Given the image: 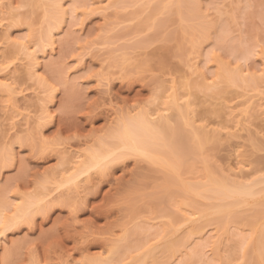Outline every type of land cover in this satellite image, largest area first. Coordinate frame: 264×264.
Here are the masks:
<instances>
[{"label": "rangeland", "instance_id": "obj_1", "mask_svg": "<svg viewBox=\"0 0 264 264\" xmlns=\"http://www.w3.org/2000/svg\"><path fill=\"white\" fill-rule=\"evenodd\" d=\"M9 1L4 0V3L0 4V66L2 67L0 78L1 81L11 84L14 82L12 86L16 89L14 87L13 89L18 92H15L14 98L12 96L16 101L12 100L14 103H11L9 99L11 97L6 96L7 92L0 86V153L3 151L2 155L0 154L3 157L0 158V197H3L4 203L2 199L0 200L1 206H4L3 214L7 216L14 215L17 203L25 202V199L27 202L31 201L36 195L41 196L43 200L39 201L43 205L41 210L40 203L38 208L36 204L37 211L34 210L35 205L32 206L29 209L35 212L29 214V216L32 214V218L31 216L21 218L20 223L4 231L0 244V264H96L102 263L105 258L104 263L108 264L106 260L109 248L124 232H129V229L132 233H128L130 234L128 241L126 238L119 242L120 245L121 243L126 245H121L124 250L115 255L113 264H136L137 258L144 255L145 247H154V252L159 256H165V264H179L182 259L187 261L191 258L195 246H199L198 249L204 251L197 254L198 250L194 248L193 251L197 252L193 254L197 256H193L191 264H207L208 261H210L208 264H240V262L255 264L248 252L244 251L246 247L241 243L244 239L241 240L239 237H242L240 236L242 234L244 238L245 234L254 235V226H251L252 223L248 219L251 216L247 217V215L252 211L256 213L259 210L254 209L256 203L258 207V201L264 200V0H198L197 6L201 5L198 8L204 11H201L203 16L211 21V24H208L214 29L210 32L209 28L211 35L207 36L209 35L207 34L201 38L202 44H199L201 46L198 47L201 48H198L197 54L192 52L195 47L193 42L196 41L194 37H198L197 34L194 35V30L191 40L182 41L188 48L183 43V48H180L182 35L185 36L184 32H186L184 28H187L184 26L191 20H181L178 12L175 13L174 5H170L171 10L167 7L169 3L163 6L161 1L156 0H124V2L123 0H66L69 11L72 6L76 8L73 12L75 15L68 17L69 20H66L68 23L64 22L60 25L54 36L55 44L53 43L52 50L49 46L51 44L44 47L37 40L38 35H41V28L46 25L44 22H47L43 17V14L46 16L43 10V8L46 10V6L43 2L42 7L41 3L44 0ZM164 1L168 2V0ZM186 1L190 2V5L194 2V0ZM118 3L122 4L121 7ZM158 3H160L157 8L159 12L154 15L150 11H155V5ZM151 6L154 8L150 10ZM172 7L175 8L174 13ZM187 9L185 8V12ZM146 17L148 22L145 20ZM199 18L201 17L195 18L192 22L198 21ZM158 22H160L159 26L156 25ZM195 23L187 25L189 31ZM223 24L229 30L225 34L229 33V35L222 33V37L227 36L226 38H230L232 42L229 41L230 39L222 40L218 35L217 28H222ZM196 25L195 27L198 26ZM7 31L11 39L5 34ZM196 31L202 36L201 32L197 29ZM181 32L183 34H180ZM5 37L9 39L6 40ZM185 37H189V34ZM17 39L25 42L27 40V43L29 41L31 52L36 51L37 54L33 58L38 57L36 59L39 64L37 63L35 69L39 75L45 76L46 80H42L43 83L37 80L36 77L39 79V75L36 77L33 75L35 69L32 72L33 60L30 62L32 57L28 55V58L26 55L28 52L25 53L17 49L18 46L15 47L19 42ZM198 40L196 42H199ZM235 40L246 42L249 47L251 46L250 48H253V52L244 58L245 56L242 57V54L236 51L227 50L230 46V44L227 46L228 43L238 44ZM220 41L223 43L221 44ZM11 42L17 44L13 45ZM183 51L188 52L187 55L184 54L185 58L179 55ZM178 52L180 53L177 54ZM122 53L128 54V61L120 60ZM198 54L200 56H197L199 58L196 60L203 65L201 67L208 84L216 86L214 89L211 85L213 90H218L216 93L211 88L203 86L201 83L203 76L200 74L201 78L192 69L191 62H194ZM218 57L228 62L227 65L231 67L242 65L244 76L254 74L261 79L258 83L240 81L238 84L236 82L227 86L228 83L223 78L219 79L223 72L220 69L223 68L218 64ZM193 68L196 69L194 66ZM7 77L11 78L7 79ZM223 86H226L227 90L222 92ZM174 95L178 97L177 105L172 102ZM46 102L50 109L43 107ZM187 103L191 105L186 107ZM247 105L250 109L253 105V108L250 110ZM245 106L248 107L246 112L252 113H249V116L252 115L250 118L246 116L248 112L242 114L245 110L241 108ZM46 108L50 110L47 111L51 115L48 113V117L43 113L40 116L42 110L45 111ZM183 109L182 115L185 116L180 114ZM146 110L149 113L158 111L157 114L153 112L152 115L157 116L160 113L164 117L169 116L170 127L179 124L178 127L182 134L185 132L184 135L188 132L192 134L193 125L186 123L190 118L192 122L195 120L194 126L204 123L203 125L211 129L208 131L206 128L207 132L213 134L216 128V134L220 133L219 139L217 136L214 139L213 134V138H210L212 140L209 139V142L207 141L208 143L206 142L203 148L198 150V154L188 155L186 162L188 165L192 164L194 168L192 172L183 170V180L190 182L200 180L203 181L201 183H207L206 171L202 167L203 159L208 160V169H211L212 174L215 173L214 176L247 183L260 179L261 183L259 181L257 184L259 186H256L258 191L261 189L259 194L254 197L247 196L246 203L235 204L234 209L232 207L229 209V211L242 210V216L237 213L231 215L228 210L221 212H228L232 218L238 216L239 219L236 217L233 220L229 219L227 213L228 218H226L230 220L228 224L227 220L226 224L217 221L215 218L221 213L216 211L215 204H218L219 199L208 198L205 193L199 194H205L203 196L195 195L193 191H186L187 194L184 193L185 196L187 195L186 198L191 199L192 195L196 202L199 201L198 205L202 204L203 207L207 206L210 209L205 216L200 213L194 215L190 213L188 217L187 214L192 209H187V206L181 204L186 201L179 198L180 201H177L175 196L172 197L170 193L164 192L166 183L163 182L165 180L163 173L166 171H163L166 168L140 156L127 157L128 159L125 158L123 162L117 161L120 163H113L116 165H111L109 170L103 172L93 170V173L89 174L91 178L85 176L86 174L83 175L81 180L76 181H80L78 185L72 181L64 182V177L74 172L75 165L78 164L77 160L83 158L80 156L82 152L95 145L99 139L107 138L122 119ZM19 111L22 113L20 114ZM172 115L175 118L177 115L180 116L178 119L181 118L182 122L176 123L180 120L175 121ZM241 117L244 120L240 121ZM246 117L250 119L249 122ZM185 118L189 119L185 121ZM239 121L241 123L244 121V127L250 123L247 126L250 128L246 127L243 130V124H239ZM38 129L42 134H37ZM187 137L190 138V135L188 134ZM6 153H14V155L7 154L8 158L4 159ZM62 153L65 155L64 159L68 161L62 159L64 156ZM38 196L36 200L40 199ZM189 199L187 201H190ZM229 201L233 202L232 199ZM177 215L180 220L175 222L174 216L177 220ZM192 216L197 220L191 222L199 223L202 225L199 229H203L200 233L190 235L189 239L187 229L191 228L192 223L188 219ZM197 216H200V219ZM259 216H263L260 221L264 223V208H261ZM253 224L255 225L254 220ZM168 225L170 227H167ZM226 225L227 227L224 228ZM172 231L173 234L170 233ZM217 234H221L223 238L226 236V240L220 237L219 243L223 242L218 243L219 248L223 243L224 247L219 251L218 248L216 249L219 252L216 257L213 254L216 252L211 250V246L219 239ZM182 236L186 237L187 243L179 242L182 244L178 246L179 248L176 247L175 253L173 251L170 253V250L165 251L168 242L173 238H175L173 241L177 238L184 239L185 237ZM249 238L251 237H246V241ZM148 249L146 251H149ZM189 252H192L190 256ZM90 257H93L94 261H89ZM149 261L151 259L147 257V262Z\"/></svg>", "mask_w": 264, "mask_h": 264}, {"label": "bare ground", "instance_id": "obj_2", "mask_svg": "<svg viewBox=\"0 0 264 264\" xmlns=\"http://www.w3.org/2000/svg\"><path fill=\"white\" fill-rule=\"evenodd\" d=\"M9 1V0H8ZM45 1H47V0H44V1H42L41 3H42V7H43V5L45 4V6H46V10H47V12H46V10L43 8V10H44V12L46 13V16H47V18H46V16H45V14H43L44 16L43 17H45V19H46V21L47 22H44V23H46V25L45 26H43L42 28H44L45 30H43L42 28H41V35H38V37H40L39 39H38V37H37V40H38V42H41L42 43V46H44V47H46V46H48L49 44H51V45H49V46H51V48H52V50H53V43L55 42V40H54V36H55V34H56V32L58 31V29L61 27L60 25H63L64 24V22L65 23H68L67 21L69 20V16H74L73 15V12L76 10V8L75 7H70L71 9H70V11H69V8H68V6L66 5V3H65V1L66 0H48V2H46L45 3ZM150 1V0H149ZM156 1H161V3H162V5L163 6H167V3H169V6H167V7H170V5L171 6H175V8H176V11H175V8H173L172 9V11H173V13H174V11H175V13H177V14H179L178 16H181V20H184V19H186L185 21H190L191 20V22L195 19V18H198V17H201V18H199L198 19V21H195L196 23H197V25H196V23L195 22H192V23H195V25L197 26V27H195V25L192 27V29H191V31H189V27L187 26V25H189V24H191L192 25V23L190 22L189 24H187V25H183L184 27H187V28H184L185 30H186V32H184L183 30H181L182 32H184L185 33V36L187 35V34H189V37H185L184 35H182V40H181V38L179 39V40H181V44L183 43L182 41L184 40V39H190L191 40V38L195 35V34H197L198 35V37L200 36L199 35V33L196 31V29L199 31V32H201L202 33V36H200L199 37V39L201 40V38L202 37H205L207 34H209V28L211 29L210 30V32H213L212 30L214 29L213 27H212V25L210 26V24H211V21L209 20L208 21V18L206 19V17H204L203 16V14H202V12H204L202 9H201V11H200V9L198 8V6H201L200 4L197 6V4L196 3H198V0H194V2L193 3H191V5H190V2H188V1H186V0H168V2H165L164 0H156ZM167 1V0H166ZM201 1V0H200ZM10 2V1H9ZM43 2H44V4H43ZM116 2V1H115ZM119 3H121L120 1H118ZM123 2H124V0H123ZM118 3V6L120 5V7H121V5L122 4H119ZM146 4H148V2H145ZM154 3H157V2H154ZM200 3V2H199ZM10 4V3H9ZM13 4V3H12ZM11 4V5H12ZM117 4V3H116ZM150 4V3H149ZM124 5V4H123ZM151 5V4H150ZM155 4H153V6H154ZM75 6V5H74ZM79 5H77V7H78ZM149 6V5H148ZM147 6V7H148ZM153 6H151L149 9L151 10V8L153 7ZM156 6V8H154L155 9V11L156 10H158L157 8H159V6H160V3H158V4H156L155 5ZM163 6H161V7H163ZM125 7V6H124ZM166 7V8H167ZM74 8V9H73ZM165 8V9H166ZM185 8H188L187 10H186V12H185ZM201 8V7H200ZM163 9V8H162ZM162 9H160V11L162 10ZM170 10H171V7H170ZM154 10H152V11H150V12H152V14L154 13V15L156 14V13H158L159 12V10L158 11H154ZM71 12V13H70ZM205 15V14H204ZM191 17V18H193V17H195L194 19H188V18H186V17ZM149 17V16H148ZM148 17H146V19L145 20H147L146 22H148L149 20L147 19ZM207 20H205L204 18ZM68 18V19H67ZM71 18V17H70ZM145 18V17H144ZM45 19L43 20V21H45ZM149 19H151V17H149ZM202 19H203V21H202ZM67 20V21H66ZM144 20V19H143ZM142 20V21H143ZM145 20H144V23H146L145 22ZM197 20V19H196ZM201 20V21H200ZM198 22H200V24H198ZM160 22H158V23H156V25H158ZM208 23H210V24H208ZM213 23V22H212ZM143 23L141 22V25H142ZM163 24V22L161 23V25ZM214 24H216L215 22H214ZM217 25V24H216ZM215 25V26H216ZM159 26V25H158ZM190 26V25H189ZM218 27V26H217ZM223 27H225V28H223ZM226 25H224L223 24V26H222V28L220 27V29H219V27L217 28L218 30H219V36L222 38V40H223V38H225L226 40L228 39H230V38H226L228 35H229V33H228V35L227 34H225L226 33V31L228 32L229 30H227L226 29ZM183 27H181V29H182ZM57 29V30H56ZM200 29V30H199ZM193 30L195 31V32H197V33H195L194 32V35H193ZM204 30H206V32L204 31ZM208 30V31H207ZM222 30V31H221ZM43 31V32H42ZM187 31H189V32H187ZM220 31H221V33H220ZM180 33V34H183V33ZM208 32V33H207ZM9 32L7 31V32H5V34H7V36H9V38L11 39V37H10V34H8ZM187 33V34H186ZM200 33V34H201ZM222 33L223 34H225V35H227L226 37L225 36H223L222 37ZM193 36H192V35ZM205 35V36H204ZM211 34H209V35H207V36H210ZM217 35V36H218ZM183 37H185V38H183ZM198 37L196 38V37H194L195 38V40L197 41L198 40ZM219 37V38H220ZM3 38V37H2ZM8 38V37H7ZM7 38L5 37V39L7 40ZM8 38V39H9ZM193 38V39H194ZM4 39V40H5ZM193 39H192V41H193ZM243 39V38H242ZM246 39V38H245ZM17 40H19V39H17ZM40 40V41H39ZM200 40H198L199 42H201V43H199V42H193V43H195L194 44V46L195 47H197L196 49H195V47H194V49L195 50H197V51H195L194 49L192 50V52L194 51L195 53L196 52H198L199 53V50H198V48L200 49L201 47H198V46H201V45H199V44H202V40L200 41ZM221 40V39H220ZM221 40V41H222ZM244 40V39H243ZM242 40V41H243ZM9 41V40H8ZM22 41H24V40H22ZM21 40H19V42H18V44L17 43H13V42H11L13 45L14 44H17L15 47L17 48V46H18V48L17 49H20V50H23V51H25V53H27L26 55H27V57L29 58V56L28 55H30L32 58L33 57H35L34 55H36L37 53H36V51H35V53H32L31 52V49H29L30 48V46L28 45V44H30L29 43V41H28V43H27V40H26V42L24 41V42H22ZM220 41V43L222 44L223 42H221ZM229 41H231V39L229 40ZM240 40H235V43H238V44H232V43H228L227 44V42H226V44H227V46L230 44V46H231V44L233 45V46H229L228 48H227V50L229 49V50H231V51H233V52H238V53H240V54H242L241 56L243 57V56H245L244 58H246V57H248L247 55L250 53V52H253V48H250L248 45L249 44H247L246 42H239ZM246 41L248 42V39H246ZM14 42H17L16 40H14ZM232 42V41H231ZM249 43V42H248ZM38 44H40V43H38ZM55 44V43H54ZM184 44V43H183ZM183 44H182V47H180L181 49L183 48ZM221 44H220V46H221ZM41 45V44H40ZM41 46V47H42ZM184 46L185 47H187L185 44H184ZM185 47H184V49H185ZM192 47V46H191ZM179 48V49H180ZM188 48V47H187ZM19 50V51H20ZM27 50H30V51H27ZM22 51V52H23ZM187 51H190V50H187ZM30 52V53H29ZM184 52V51H183ZM181 53V54H179L180 52H178L177 54H179V55H182V57L183 58H185V56L187 55L186 53H188V52H184V53ZM124 53H126V52H124ZM124 53H122V56H123V54ZM232 53V52H231ZM184 54H186V55H184ZM197 54V53H196ZM218 54V53H217ZM216 54V55H217ZM128 54H124V56L121 58L120 57V60L122 61V59H127V61L129 60L128 59V57L129 56H127ZM238 55V54H237ZM197 56H200V54H198V55H196L195 56V60H194V62H191L192 63V69L193 70H195V72H197L198 73V76L201 74L202 76H203V78L201 77V75H200V77L204 80H202L201 79V83H202V85L203 86H206V87H208V89H210L211 88V85L212 84H208V82L206 81V76H205V74H204V72H203V69H202V67L201 66H203V65H200V63H198V60H196V58L198 59L199 57H197ZM215 56V55H214ZM250 56V55H249ZM30 57V58H31ZM114 57V56H113ZM131 57V56H130ZM210 57H211V55H210ZM220 57V56H219ZM218 57V64H219V66H220V68H223V69H220V71L222 72V76L219 78V79H224L228 84H227V86H231L233 83H235L236 84V82H237V84L240 82V81H242V83H243V81L245 82V81H256L257 83H258V81L261 79V77L259 76V79H258V76L257 75H254V74H248L249 76V78L248 77H246V76H244V71H243V69L241 68V66L242 65H235V67H231L230 65H227V63L228 62H226V61H223V59L222 58H219ZM241 57V58H242ZM31 58V60H30V62L32 61V65H33V67H32V72H33V70L35 69V67L36 66H38L37 65V63L39 64V62L37 61V59L36 58H38V57H36V58H33L32 59ZM131 59V58H130ZM216 60H217V57L215 58ZM222 59V60H221ZM124 60V62H127V61H125ZM200 62H201V60H200ZM4 64V63H3ZM229 64V63H228ZM241 64V63H240ZM1 65V64H0ZM29 65H31V64H29ZM31 65V66H32ZM200 65V66H199ZM3 66V65H2ZM6 66V65H5ZM5 66H3V67H5ZM31 66H30V68H31ZM188 66H190V63H189V65ZM193 66L196 68V69H194L193 68ZM1 67V66H0ZM200 67H201V69H202V71H201V69H200ZM231 67V68H230ZM190 68V67H189ZM0 69H2V67L0 68ZM5 69V68H4ZM3 69V70H4ZM7 69V68H6ZM232 69H234V70H232ZM31 70V69H30ZM191 70V69H190ZM7 71V70H6ZM35 72V74H33V75H35V77L36 76H38L39 75V73H38V71H36V69L34 70ZM5 72V71H4ZM31 72V71H30ZM192 73H195L194 71H191ZM36 73H37V75H36ZM206 73V72H205ZM7 74V73H6ZM31 74V75H32ZM252 75H254V76H252ZM10 76V75H9ZM255 76H257V77H255ZM12 77V76H11ZM11 77H7V79L8 78H11ZM263 77H264V75H263ZM262 77V78H263ZM37 78V80H40V82H42V80L43 81H45L46 80V78H45V76L44 75H42V74H40L39 75V79H38V77H36ZM4 79V78H3ZM264 79V78H263ZM14 80V79H13ZM11 81V80H10ZM222 81V80H221ZM39 82V81H38ZM39 82V83H40ZM205 82H206V84H205ZM224 82V81H223ZM253 82V83H254ZM14 83V82H13ZM11 84V82H7V81H1V78H0V86L3 88V91H5V92H7V94H6V96L8 95L9 97H11V98H9V97H7V99L9 98L10 99V102L12 103H14V101H16V99H13L14 98V94H15V92L17 91H15L14 89H13V87L14 86H12V85H14V84ZM43 83V82H42ZM225 83V82H224ZM242 83H240V84H242ZM253 83H250L251 85H253ZM205 84V85H204ZM226 84V83H225ZM230 84V85H229ZM247 85H248V83H246ZM255 84V83H254ZM49 85V84H48ZM44 86H46V84H44ZM213 86V88L215 89V85H212ZM215 86V87H214ZM222 86V85H221ZM50 87V86H49ZM225 87V88H224ZM15 88V87H14ZM54 88V87H53ZM213 88H211L212 90H213ZM16 89V88H15ZM54 90V89H53ZM223 90L224 91H226L227 89H226V86H223V89H222V87H221V91L223 92ZM213 91H215V93L218 91V90H213ZM18 92V91H17ZM174 94H176V93H174ZM12 96H13V98H12ZM171 96V95H170ZM177 96V95H176ZM175 95L173 96V97H176ZM172 97V102H173V104L174 105H177V101H178V97H176V98H173ZM50 98V97H49ZM263 98V97H262ZM261 98V99H262ZM12 100H14V101H12ZM50 100V99H49ZM170 101V102H171ZM246 102H248V101H246ZM256 102V101H255ZM255 102H254V104H255ZM16 103V102H15ZM45 103V102H44ZM47 103V102H46ZM176 103V104H175ZM257 103V102H256ZM253 104V103H252ZM259 104V103H258ZM43 105H45V106H43V107H47V108H49L47 105H48V103L47 104H43ZM190 106L191 104L189 103H187V105H186V107L187 106ZM256 105V104H255ZM254 105V106H255ZM41 106H42V104H41ZM248 106V105H247ZM252 107H251V109L253 108V105H251ZM257 106V105H256ZM42 107V108H43ZM249 107V109H250V106H248ZM248 107H246L245 106V108H241L242 110L244 109L245 111H242V114L244 113L245 114V112H246V109H248ZM46 108V112L44 111V109L42 110L43 112H42V114H40L41 113V111H40V116L41 115H43V113H45L46 114V116H48L47 114L49 113L47 110H49V109H47ZM189 108V107H188ZM190 109V108H189ZM250 109V110H251ZM50 111V110H49ZM153 112H155L156 114H157V112L158 111H153ZM152 112V113H153ZM183 112H184V109L183 110H181V112H180V114L182 115L183 114ZM187 112V111H186ZM185 112V113H186ZM191 112V111H190ZM248 112V111H247ZM246 112V113H247ZM19 113L21 114L22 112H20L19 111ZM152 113H149L147 110L146 111H140V112H138L137 114H135V115H131V116H128V117H126V118H124V119H122L121 121H119L118 123H117V125L113 128V130L110 132V134H109V136L107 137V138H101V139H99L98 141H97V143L95 144V145H93V146H91V147H89V148H87L84 152H82L81 153V155L80 156H83V158L81 159V160H77V162H78V164H76L75 165V170H74V172H72L70 175H68L67 177L65 176L64 177V182L65 181H72V182H74V184H77L78 182H80V181H78V182H76L78 179H80L81 180V177L83 176V175H85V176H87L88 178L91 176H89V174H91V173H93L92 171L93 170H95V172H98V171H100V172H103V171H105L106 169H108L111 165L112 166H115L118 162L117 161H120V162H123L124 160H126V159H128V158H130V157H132V156H140V157H144V158H147L148 160H150L151 161V163L153 162H156V163H154V164H159L160 166H163V168L165 167L166 168V170H164L163 172H165V173H163V179H165V180H163V182L165 181V183H166V185L164 186V192L166 193V194H169L170 196H175L174 198H177V201H180V200H178V198L179 199H181V200H183V201H186V202H183V203H181V204H183L184 206H187L186 208L187 209H192V211L191 212H189L188 214H187V216L189 217V215H190V213H191V215H194V214H196V213H200V215H207V212H208V210L210 209H208V207L207 206H202V204H201V206L200 205H198V203H199V201L197 200V202H196V199L194 198V197H191L190 196V198L191 199H189L188 197L186 198V196L184 195V193H186V191H193L194 193H195V195L196 194H202V193H205V194H203V195H205L206 197H216L217 199H219V202H218V204H215V206H216V211L218 212V213H221L222 211H229V209H230V207H234L235 206V204H240V203H242L243 204V202L244 203H246L245 202V200H246V198H247V196H252V197H254V195H256L257 193L259 194L260 192H261V189L258 191V189H257V187L256 186H259V185H257L258 183H259V181H260V179L259 180H256L255 181V179H254V181H252V182H255V183H252V182H250L249 183V181H248V183L246 182V181H244V182H237V181H233V180H230L229 178H226L225 177V179L223 178V177H217V176H214L215 175V173H211L210 171H211V169L209 170L208 169V167H209V163H207V161L208 160H206V159H203L204 161L206 160V163L203 161V166L202 167H204L203 168V170H205L206 171V174H205V176H206V179H207V183L206 182H204V183H201V182H203V181H198V182H190V181H186V180H183V178H182V174H183V170L184 169H186L187 171L189 170H191L190 172H192L193 170V168H194V166H192V164H189L188 165V163L186 162V160H187V158L189 157V156H194L196 153L198 154V150H200L201 148H203V146H204V144H206V142L210 139V138H213L214 136V139L215 138H217L218 137V135L220 134V133H218V134H216L217 132V129H216V131H215V129H214V135L212 134V133H210V132H207V130H206V128L208 127L207 125V127L205 126V125H203V124H201V125H203V126H199V124H196L195 126H194V122H195V120H193V122H192V120H191V118L189 119V118H185V121L187 120V119H189L188 120V122H186V123H191V125H193V128H192V134H193V137H192V134H190L189 132H188V134L190 135V138L189 137H187V133H186V135H184L185 134V132H184V134H182V131H180V129H179V127H178V125L177 126H175V125H173L174 127H170V117L168 118L167 116L166 117H164L163 115H161L160 113H158V115L160 114V118L158 117V115L156 116V115H154L155 116V118L153 117V115H152ZM184 113V114H185ZM249 113L250 114H252L251 112H248V114L246 115V116H248L249 118L252 116H249ZM27 114V113H26ZM29 114V113H28ZM50 114V113H49ZM179 114V115H180ZM32 115V114H31ZM30 115V116H31ZM51 115V114H50ZM238 113H237V117H238ZM24 116H25V113H24ZM33 116V115H32ZM39 116V115H38ZM173 117H174V115H172ZM176 116V115H175ZM182 116H185V115H182ZM235 116V117H236ZM27 117V116H26ZM49 117V116H48ZM157 117V118H156ZM163 117H164V119H163ZM180 117V116H179ZM178 117V115L176 116V118H175V121L177 120V121H179V122H176V123H180V122H182L181 121V118L180 119H178L179 118ZM248 117H246V119L248 120L249 118ZM33 118V117H32ZM39 118V117H38ZM42 117H40V119H41ZM44 118H45V116H44ZM30 119V118H29ZM36 119V118H35ZM43 119V118H42ZM244 120L243 119V117H241L240 118V121H242V120ZM183 120H184V118H183ZM190 120H191V122H190ZM250 120V119H249ZM249 120H248V122H249ZM36 121V120H35ZM38 121V120H37ZM237 121V120H236ZM239 121V122H240ZM42 123H43V121H41ZM235 122V121H234ZM247 122V123H248ZM37 123V122H36ZM40 123V120H39V122H38V124ZM194 123V124H193ZM236 123H238V121L236 122ZM37 124V125H38ZM208 124V123H207ZM239 124H243L242 126L244 127V121H243V123H239ZM250 123H248V125H249ZM40 125H43V124H40ZM235 125H238V124H235ZM241 125H238V126H241ZM248 125H246L244 128H243V130L248 126ZM39 126V125H38ZM38 126H36V128H38ZM44 126V125H43ZM43 126H40V127H43ZM39 127V128H40ZM198 127H201L200 129L201 130H199V128ZM235 128V127H234ZM238 128V127H237ZM247 128H250V127H247ZM194 129V130H193ZM208 129V128H207ZM210 129V128H209ZM209 129H208V131H209ZM220 129V128H219ZM37 130V129H36ZM40 129H38V131H39ZM211 130V129H210ZM221 130H222V128H221ZM221 130H220V132H221ZM183 131H184V129H183ZM238 131V130H237ZM248 131V130H247ZM37 132V131H36ZM42 131H39V133H37V134H42L41 133ZM211 134V136H210V134ZM212 135H213V137H212ZM40 136V135H39ZM217 136V137H216ZM220 138V136L218 137V139ZM210 140H212V139H210ZM46 141V140H45ZM44 140H43V142H45ZM209 142V141H208ZM207 142V143H208ZM47 143V142H46ZM46 143H45V145H46ZM9 148H11V147H9ZM7 150H8V148H7ZM12 150V149H11ZM5 152V151H4ZM7 152V151H6ZM9 152H11V151H9ZM13 152V151H12ZM2 153H3V151H2ZM2 153H0L1 155H2ZM190 153H194L193 155L192 154H190ZM8 153H6V157L4 158V159H6V158H8V155L10 156V154L12 155H14V153H9L8 155H7ZM67 154V153H66ZM190 154V155H189ZM0 155V158L2 159L3 157ZM62 155H64L63 153H62ZM189 155V156H188ZM128 157V158H127ZM14 158V157H13ZM62 158V157H61ZM65 158V155L63 156V158L62 159H64ZM126 158V159H125ZM11 159V158H10ZM64 161H68V160H65L64 159ZM116 162V164H114L113 165V163H115ZM119 162V163H120ZM62 163V162H61ZM66 163V162H65ZM64 163V164H65ZM118 163V164H119ZM187 163V164H186ZM98 170V171H97ZM109 170V169H108ZM205 171H204V173H205ZM186 172V171H185ZM213 172V171H212ZM100 174H103V173H100ZM84 177V176H83ZM87 177H85V179H87V180H89ZM208 177V178H207ZM91 178V177H90ZM82 181H84L83 179H82ZM90 181V180H89ZM206 181V180H205ZM263 181H264V179H263ZM87 182V181H86ZM162 182V183H163ZM85 183V182H84ZM165 183H163V184H165ZM260 183H261V181H260ZM263 183V182H262ZM80 184H82V183H80ZM78 185V184H77ZM162 185V184H161ZM76 186V185H75ZM74 186V187H75ZM77 188H79L78 186H77ZM173 188V189H172ZM175 188V189H174ZM260 188V187H259ZM263 191V190H262ZM78 192V191H77ZM69 193V192H68ZM79 193V192H78ZM164 193V194H165ZM187 194V193H186ZM193 194V193H192ZM45 195V194H44ZM194 195V194H193ZM203 195H199V196H203ZM38 195H36L35 197H34V199L32 198V200L31 201H28L27 202V200L25 199V202H19V203H17V207L15 206V208H14V215L12 216V214L10 215V216H7V215H4L3 213H4V211H3V207L4 206H1L2 204H1V200H0V244H2L1 243V240H2V238H1V236L3 235V233H4V231L8 228L9 229V227L11 228V227H13V225H17V223H20V221L22 220L21 218H23L24 219V217H26L27 216V218L28 217H30L31 216V218H32V214L29 216V214L30 213H34L35 214V212L33 211V210H29L32 206H34L35 207V209L34 210H36V204H37V208H38V205H39V203L43 200H41V196L39 197L38 196V198H40V199H38V200H36V197H37ZM189 196V195H188ZM204 196V197H205ZM156 197H158V198H162L163 197V195H162V197L161 196H156ZM205 197V198H206ZM248 197V198H249ZM3 198V197H2ZM1 197H0V199H2ZM43 198V197H42ZM235 200H234V199ZM187 199H189L190 201H187ZM193 199V200H192ZM229 199H232L233 200V202L231 201H229ZM39 200H41V201H39ZM192 200V201H191ZM2 201H3V203H4V200L2 199ZM9 201V200H8ZM8 201L6 202L5 201V203H8ZM247 201V200H246ZM261 200H259L258 201V207H257V203H256V208H254V209H259V210H257L256 211V213H255V211L253 212H251L250 214H248L247 215V217H250V218H248L249 219V221L253 224V220H254V223H255V225L253 224H251V226H254V228H253V233H254V235H252L251 236V234L249 235V234H245L246 235V237H251V238H249V240L247 239V241H246V237L244 238V235L242 234V235H240V236H242V237H239V239L241 238V240H243L241 243L244 245V244H247V247L246 248H244V251H246V252H248V254H249V257L253 260V262L255 263V264H259V263H263L264 264V223H262L261 221H260V219L263 217V216H259V214H260V210H261V208H264V200H262L261 202H260ZM259 202H260V204H259ZM9 203L10 204H12V202H10L9 201ZM42 203V202H41ZM40 203V205L39 206H41V208L39 207V209H41L42 210V205L43 204H41ZM185 203H186V205H185ZM188 204V205H187ZM189 204L190 205H192V206H189ZM241 204V205H242ZM213 205V204H212ZM233 205V206H232ZM240 205V206H241ZM209 207H210V205H208ZM214 205H213V207H215ZM33 207V208H34ZM189 207V208H188ZM192 207H194L196 210L194 211V208H192ZM205 207H207V208H205ZM212 207V206H211ZM261 207V208H260ZM136 209H137V207H135ZM43 209H44V207H43ZM136 209L134 210V211H136ZM234 209V208H233ZM253 209V210H254ZM38 210V209H37ZM36 210V211H37ZM188 211H190V210H188ZM232 211V212H231ZM239 211V210H238ZM237 210L236 211H234V210H230L229 211V213H232L231 215H236V213L239 215H241V213L243 214V212H242V210L241 211H239L238 212ZM235 212V213H234ZM225 215H224V214ZM223 213H221V215H219L218 216V218H215L217 221H219V222H225V224H226V220H227V218L229 217V219L231 218L232 220L234 219V217H236V216H233V218H232V216H230L229 215V213H228V217H227V213L226 212H223ZM255 213V214H254ZM262 214V213H261ZM239 215V216H240ZM253 215H254V217H253ZM225 216V217H224ZM242 216V215H241ZM175 217L176 216H174V221L175 222H178V220H180L179 219V217H178V215H177V217H178V219L177 220H175ZM197 217H199V219H200V216H197ZM227 217V218H226ZM260 217V218H259ZM27 218H25V220H28ZM225 220H224V219ZM236 218H238V216L236 217ZM241 218V217H240ZM256 218H258V220H256ZM20 219V220H19ZM190 219V220H189ZM188 219V221L189 222H194V221H196L197 220V218H195V217H190ZM198 219V220H199ZM223 219V220H222ZM239 219V218H238ZM251 219H252V221H251ZM222 220V221H221ZM256 220V221H255ZM19 221V222H18ZM259 221V222H258ZM191 222V223H192ZM230 222V220L228 221L227 220V224ZM264 222V221H263ZM172 223H174V222H172ZM198 224V225H197ZM199 223H196V224H191L190 225V227L192 228H189V229H187L188 231V236H187V238L189 237V239H190V237L192 236V234L194 235V234H197V232L198 233H200V231H202V229H199L202 225H200ZM170 226H172V224L170 223ZM169 225L167 226V227H170ZM199 226V227H198ZM224 226V225H223ZM227 227V225L224 227V228H226ZM129 229V228H128ZM127 229V230H128ZM178 229V228H177ZM191 229V230H190ZM166 230H168V229H166ZM176 230V229H175ZM224 230V229H223ZM225 230H227V229H225ZM129 232H130V234L132 233L131 232V229H129ZM128 231H126V232H124L123 233V235L121 236V237H119L116 241H114V244L112 245L111 243V248H109V251H108V253L110 254H108L107 255V262H108V264H110L111 262H112V260H113V258L115 257L116 258V256L120 253V251L122 250H124V247L123 246H121V245H126L125 243L123 244V243H121V245L119 244V242H122L123 240H125L126 238V241H128V239H129V235H128V233H129ZM186 232V233H187ZM221 232H223V231H221ZM225 232V231H224ZM229 232V231H228ZM170 233H172L173 234V231L172 232H170ZM232 233V232H231ZM5 234V233H4ZM226 234H228V233H226ZM187 235V234H186ZM185 235V236H186ZM191 235V236H190ZM217 235H219V234H217ZM221 235V234H220ZM219 235V239L218 238H216V237H218V236H216L215 238L216 239H218L217 241H215L214 242V239H213V241L212 242H214L215 244H213V246H211L212 247V249L211 250H214L216 253H214L213 251V254H214V256L216 255V254H218L219 252V249H221L222 247H224V243H223V245H222V247L221 248H219L220 247V245L219 244H222V242L223 241H221L220 243H219V240H221V238H222V240L223 239H225L226 240V236L223 238L222 237V235L220 236ZM225 235V234H224ZM185 236H182V237H185ZM221 237V238H220ZM229 238V237H228ZM243 238V239H242ZM173 239H175V238H173ZM173 239H172V241H170V242H168L165 246V251H169L170 253H171V251H177V248H179L178 246H180V244H182V243H179V242H181V241H183V243L184 242H188V241H185V240H187L186 239V237L183 239V238H177L176 240H174L173 241ZM180 239V240H179ZM115 240V239H114ZM178 240V241H177ZM212 240V239H211ZM240 240V241H241ZM4 241V240H3ZM249 241V242H248ZM206 243H207V241H205ZM211 242V243H212ZM245 242H247V243H245ZM177 243H179V245L177 244ZM209 243H210V240H209ZM219 243V244H218ZM109 244V245H110ZM198 244V243H197ZM199 244H200V242H199ZM205 244V243H204ZM204 244H203V246H204ZM242 244H240V246L242 245ZM200 246L202 247V244H200ZM206 246V245H205ZM209 246V245H208ZM1 247V246H0ZM121 247H123L122 249H121ZM177 247V248H176ZM199 247V246H198ZM198 247L197 246H195L194 248H197L196 250H198V253L197 254H200L199 252H201L199 249H198ZM200 247V248H201ZM242 247V246H241ZM145 248H147V247H145ZM144 248V249H145ZM149 248V249H148ZM147 249L149 250V251H146L147 249H143V252H145V253H143L144 255H146L147 254V252H148V254L145 256V257H140L139 259L137 258V261H136V264H150V262H151V264H158V263H160V264H162V262L165 264L166 262V259L164 258L165 256H162V255H160L159 256V254L157 253V252H154V247H148ZM156 248V247H155ZM194 248H193V250H194ZM206 248V247H205ZM218 248V249H217ZM176 249V250H175ZM218 251H217V250ZM192 250V252L193 253H196L197 251H193ZM121 251V252H122ZM204 251V250H203ZM119 252V253H118ZM169 252H167V253H169ZM172 252V253H173ZM191 252V253H192ZM175 253V252H174ZM191 253L189 252V256L191 255ZM192 253V255L190 256L191 258H187L188 260L186 261H183V259H182V261H180V263L179 264H182L181 262H183V264H191V262L193 261L192 260V258H193V256H197V254L195 255V254H193ZM220 253H221V251H220ZM245 254V253H244ZM116 255V256H115ZM158 255V256H157ZM204 255V254H203ZM247 255V254H246ZM162 256V257H161ZM220 256H221V254H220ZM147 257H148V259H151V261H149V262H147ZM149 257H151V258H149ZM216 257H217V255H216ZM224 257V256H223ZM93 258V257H92ZM91 257L90 258H88L89 259V261H94L93 259H92ZM246 258H247V256H246ZM249 258V259H250ZM103 259V258H102ZM106 259V258H105ZM104 259V260H105ZM184 259H186V258H184ZM224 259H226V257L224 258ZM250 259V260H251ZM95 260H97V258H95ZM104 260L102 261V263H100V262H98V263H100V264H103L104 263ZM164 260V261H163ZM192 260V261H191ZM217 260V259H216ZM228 260V259H227ZM247 260H248V258H247ZM208 261V260H207ZM212 261H213V259H212ZM189 262V263H188ZM210 261H208V263H209ZM250 262V261H249ZM98 263H96V264H98ZM207 263V264H208ZM215 263V262H214ZM105 264V263H104ZM111 264H113V262L111 263Z\"/></svg>", "mask_w": 264, "mask_h": 264}, {"label": "snow or ice", "instance_id": "obj_3", "mask_svg": "<svg viewBox=\"0 0 264 264\" xmlns=\"http://www.w3.org/2000/svg\"><path fill=\"white\" fill-rule=\"evenodd\" d=\"M4 3V0H0V4H3ZM243 247H247V245H243ZM240 264H243V262H240Z\"/></svg>", "mask_w": 264, "mask_h": 264}]
</instances>
